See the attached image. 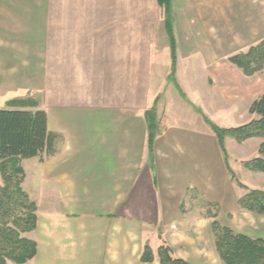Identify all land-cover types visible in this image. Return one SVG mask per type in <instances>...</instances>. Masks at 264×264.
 Masks as SVG:
<instances>
[{
	"label": "crops",
	"instance_id": "0c3cea01",
	"mask_svg": "<svg viewBox=\"0 0 264 264\" xmlns=\"http://www.w3.org/2000/svg\"><path fill=\"white\" fill-rule=\"evenodd\" d=\"M154 1L159 14L144 21L136 0H0V109L44 110L59 136L52 155L20 160L37 217L26 234L35 255L24 264H159L162 243L189 263L223 264L214 220L264 239V214L238 204L248 189L264 190V172L245 166L264 139L226 136L225 155L194 110L223 128L256 118L264 68L246 75L228 58L264 38V0H170L181 89L169 83ZM217 32L233 40L201 39ZM217 49L228 53L217 58ZM146 243L151 262L141 261Z\"/></svg>",
	"mask_w": 264,
	"mask_h": 264
},
{
	"label": "trees",
	"instance_id": "16d2710c",
	"mask_svg": "<svg viewBox=\"0 0 264 264\" xmlns=\"http://www.w3.org/2000/svg\"><path fill=\"white\" fill-rule=\"evenodd\" d=\"M163 9L164 28L169 40L171 55L170 77L174 75L176 64V40L172 27L170 0H157ZM228 60L239 67L244 74L252 75L264 68V38L249 47L246 52L234 54ZM250 112L256 118L237 126L222 128L206 120L213 129L218 144L226 155L224 139L233 137L238 142L251 137L264 139V94L256 99ZM149 121V144L155 137L152 122L155 121L154 108L147 112ZM57 134L47 129V115L44 110L0 109V264L12 261L24 264L36 251V243L22 234L36 228V206L23 190L21 184L24 171L21 159L52 155L56 152ZM250 170L264 172V141L259 148V156L245 162ZM244 187V186H243ZM239 206L249 212L264 214V190L248 189L238 200ZM215 247L223 264H264V239L251 238L235 233L212 222ZM159 264H192L174 255L172 248L162 243L157 249ZM153 252L146 243L143 246L141 261H153Z\"/></svg>",
	"mask_w": 264,
	"mask_h": 264
},
{
	"label": "rangeland",
	"instance_id": "374dc122",
	"mask_svg": "<svg viewBox=\"0 0 264 264\" xmlns=\"http://www.w3.org/2000/svg\"><path fill=\"white\" fill-rule=\"evenodd\" d=\"M136 8H137V20L142 19L144 21H148L151 18L153 19V17H151V15H153L152 14L153 12L156 14L155 15V18L159 14L158 7L155 4V1L154 0H136ZM217 13H220L221 15H218L217 14V16L215 18H212L211 19V17H210V19L211 20L214 19L215 20V23H217V24H219V23L222 24L223 19H224L223 15H222L223 11L222 10H221V12H218L217 11ZM157 28L158 27L154 26L153 32L154 33H157L160 36L159 29H157ZM217 28L218 29H222L223 27L220 26V27H217ZM232 37H233V34L232 33L225 34L223 32L209 33V34H201V39L204 40L205 42H212V41L215 42L216 41L217 44H218V42H223L224 40H228V41L230 40V42H231V40H233ZM226 53H228V52H224L223 49H217V54H216L217 55V58L226 56ZM175 67L176 66H174V75L169 80V83L170 82L171 83L173 82V86H175L178 89H181L180 88V85H179L180 83H179V81L177 80V78L175 76ZM166 86H168V85H166ZM182 95H183V93H182ZM183 97H184V95H183ZM184 99H187V97H184ZM166 101L168 103L169 97H166ZM190 104L185 105L186 107H184V108L182 107V109L180 111V112H182V115L184 116L185 119L191 118V116H192V113H191L192 112V107H191ZM164 109L167 112H171V106L170 105L169 106L168 105L167 106L165 105ZM194 110L196 112L198 111L197 113H199L205 120H208V121H210V122L213 123V120H212L213 118L212 117H209L208 115H205L201 111V109L195 107ZM155 116H156V114H155ZM215 125L218 126L217 124H215ZM218 127H220V126H218ZM27 233H30V232H27ZM27 233H24L22 235L26 237V236H28V235H26ZM7 262H9V261H7ZM10 262H12V261H10Z\"/></svg>",
	"mask_w": 264,
	"mask_h": 264
}]
</instances>
